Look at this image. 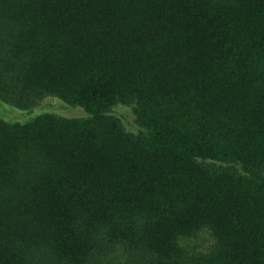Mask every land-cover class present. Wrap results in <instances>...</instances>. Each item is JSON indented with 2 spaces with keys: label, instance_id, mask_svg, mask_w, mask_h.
Listing matches in <instances>:
<instances>
[{
  "label": "trees",
  "instance_id": "1",
  "mask_svg": "<svg viewBox=\"0 0 264 264\" xmlns=\"http://www.w3.org/2000/svg\"><path fill=\"white\" fill-rule=\"evenodd\" d=\"M47 95L87 116L0 117V264H264V0H0V99Z\"/></svg>",
  "mask_w": 264,
  "mask_h": 264
},
{
  "label": "rangeland",
  "instance_id": "2",
  "mask_svg": "<svg viewBox=\"0 0 264 264\" xmlns=\"http://www.w3.org/2000/svg\"><path fill=\"white\" fill-rule=\"evenodd\" d=\"M53 113L66 117H86L87 112L80 106H69L60 98L47 95L44 100L29 110L18 109L0 99V117L12 123H27L35 119L41 114ZM114 113L123 119L128 130L138 131V126L134 120L130 108L119 106ZM203 246L209 247L213 242V238L209 232H204L197 239ZM128 258V252L123 246H117L101 264H122Z\"/></svg>",
  "mask_w": 264,
  "mask_h": 264
}]
</instances>
